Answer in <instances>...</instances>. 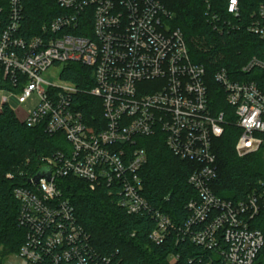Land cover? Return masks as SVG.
<instances>
[{
    "label": "built area",
    "instance_id": "1",
    "mask_svg": "<svg viewBox=\"0 0 264 264\" xmlns=\"http://www.w3.org/2000/svg\"><path fill=\"white\" fill-rule=\"evenodd\" d=\"M56 2L63 14L27 39L24 0H0L4 79L23 85L20 93L12 92L19 106L34 100L23 123L44 127L51 136L64 135L69 147L42 158L26 176L27 186L14 191L18 223L26 232L16 255L21 264H111L93 248L91 235L59 190L57 181L67 177L84 181L93 192L107 190L129 215H150L156 222L150 239L157 245L180 231L195 245L217 250L222 264H258L264 234L255 225L264 214V181L238 202L217 197L211 185L217 176L215 141L227 126L242 133L236 145L239 157L264 145V93L255 81L245 80L253 71L264 72V58L253 57L233 75L226 68L215 74L226 104L218 110L206 68L192 60L183 32L172 28V14L159 0ZM227 12L232 20L223 23L210 16L216 30L243 28L264 43L263 7L246 25L238 0H229ZM70 63L92 69V89L61 79ZM55 68L61 69L62 86L43 78ZM80 95L100 100L102 118L91 112V123L87 120L76 101ZM137 137H161L174 156L192 164L188 182L198 197L187 204L183 229L143 196L140 173L148 155ZM45 168L52 170L51 180L36 184Z\"/></svg>",
    "mask_w": 264,
    "mask_h": 264
},
{
    "label": "trees",
    "instance_id": "2",
    "mask_svg": "<svg viewBox=\"0 0 264 264\" xmlns=\"http://www.w3.org/2000/svg\"><path fill=\"white\" fill-rule=\"evenodd\" d=\"M159 1L172 14V28L183 32L192 60L206 68L214 105L225 110L224 93L214 80L215 74L226 68L233 75L253 57L263 59L264 43L243 28L222 34L215 29L211 15L220 18L221 23L232 20L227 12L229 0ZM238 3L241 23L245 25L264 8V0H238ZM24 4L27 39L38 35L44 24L64 12L56 0H24ZM61 79L83 90L94 87L92 69L78 63L65 65ZM245 80L255 81L264 93V72L253 71ZM22 88V84L13 86L9 79H4L0 66V90L20 93ZM76 101L82 103V112L90 123L91 112L102 118L100 100L80 95ZM241 134L235 126H227L214 145L217 176L211 189L217 197L232 202L244 199L259 181H264V145L254 154L239 157L236 145ZM136 143L148 155L140 173L143 196L166 214L177 229H183L189 216L187 204L198 197L188 182L192 164L174 156L161 137H137ZM68 148L64 135L51 136L44 127L29 128L4 103L0 112V264L7 256H16L25 242L26 232L18 223L20 204L14 197L15 189L27 186L26 176L42 158ZM57 184L64 199L75 208L79 224L91 235L93 248L103 258L111 259V264H222L217 250L195 245L180 231L172 232L161 245L153 243L150 235L156 222L152 217L127 214L107 190L93 192L87 183L73 177L59 179ZM255 228L264 234V214L256 219ZM172 257L176 260L171 261ZM259 263H264V249Z\"/></svg>",
    "mask_w": 264,
    "mask_h": 264
},
{
    "label": "rangeland",
    "instance_id": "3",
    "mask_svg": "<svg viewBox=\"0 0 264 264\" xmlns=\"http://www.w3.org/2000/svg\"><path fill=\"white\" fill-rule=\"evenodd\" d=\"M61 69L55 68L50 69L47 73L43 74V78L51 82L57 86L64 85V82L61 81L59 75H60ZM150 87H155V85H149ZM8 101L9 105L13 109L17 119L20 122H24L27 116V111L31 108L32 104L34 103V100H32L30 103H28L26 106H19L17 103V99L14 97V94L12 92H9L7 90H0V106L2 102ZM3 264H21V259L18 256H7L4 259Z\"/></svg>",
    "mask_w": 264,
    "mask_h": 264
},
{
    "label": "water",
    "instance_id": "4",
    "mask_svg": "<svg viewBox=\"0 0 264 264\" xmlns=\"http://www.w3.org/2000/svg\"><path fill=\"white\" fill-rule=\"evenodd\" d=\"M51 173H52V170H51V169H47V168L42 169V170L38 173V175L36 176V178H35L36 184H38L39 181H40L41 179H43V178H46L47 180L50 181V180H51Z\"/></svg>",
    "mask_w": 264,
    "mask_h": 264
},
{
    "label": "crops",
    "instance_id": "5",
    "mask_svg": "<svg viewBox=\"0 0 264 264\" xmlns=\"http://www.w3.org/2000/svg\"><path fill=\"white\" fill-rule=\"evenodd\" d=\"M3 101H4V100H3ZM4 103H8V101H4V102H2V104H1V106H0V112H1V110H2V107H3ZM8 104H9V103H8Z\"/></svg>",
    "mask_w": 264,
    "mask_h": 264
}]
</instances>
